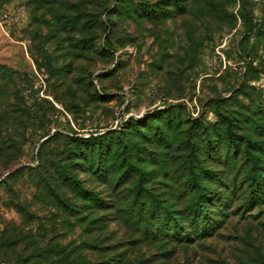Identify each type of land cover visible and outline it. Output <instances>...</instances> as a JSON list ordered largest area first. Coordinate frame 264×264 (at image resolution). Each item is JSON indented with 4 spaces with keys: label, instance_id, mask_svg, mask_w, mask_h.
<instances>
[{
    "label": "rangeland",
    "instance_id": "1",
    "mask_svg": "<svg viewBox=\"0 0 264 264\" xmlns=\"http://www.w3.org/2000/svg\"><path fill=\"white\" fill-rule=\"evenodd\" d=\"M233 119L239 148L264 138V0H0V264H264V201L245 209L248 194L223 216L202 203L223 222L190 241L146 234L133 207L190 229L201 122ZM93 136L101 156L80 142ZM124 142L142 157L122 161ZM202 162L246 177L242 156Z\"/></svg>",
    "mask_w": 264,
    "mask_h": 264
},
{
    "label": "trees",
    "instance_id": "2",
    "mask_svg": "<svg viewBox=\"0 0 264 264\" xmlns=\"http://www.w3.org/2000/svg\"><path fill=\"white\" fill-rule=\"evenodd\" d=\"M220 122L222 125V120ZM227 123L228 125L223 131L220 129V127H222L221 125H217L214 128H209L207 127V124H203L201 122V126L204 127L202 130L204 131V133H202L204 136L201 137L205 142L204 149L192 148L191 152L189 153V158L187 159L186 164L187 168L190 169V174H192L190 178V186L193 188V190H197L195 191L196 193L194 194V198L189 205V211H192V215L195 216H190L191 228L185 229L183 220L178 218L177 215H172V212H175L173 210L164 208L165 210L163 211L161 210L163 208L160 207L145 208V204L143 205V200L138 202L135 201L133 207L136 209L135 212L141 216V221L145 223L144 231L146 234L160 239L165 237H175L176 240L184 241L182 239L186 238L187 241H190L195 238L211 235L215 228H219L220 224L223 222L222 219L213 220L210 213H213L214 210H210V206L208 205L207 207L206 204H204V207L205 205L206 207L203 210V207L201 206L202 203L207 201L212 203L210 205L218 209L219 212L216 213H218L217 215L219 216L228 215L224 211L227 209L229 203L236 198H240L243 193L244 195L248 194L246 195V201L241 204L243 207H245V209H249L254 205H260L263 203L264 176L260 171H264V138L261 140H253L252 138L248 137V135L244 143H242L245 148H239V136L234 130L236 125L234 119L229 120ZM80 142L87 143L90 145L91 149L97 148V153L100 156L105 153L106 146L110 145V142L107 140L106 136H93L86 140L80 139ZM124 144L123 147L126 146L128 151L123 156L124 160L122 161H125L126 155H128V153L130 154V157H132L133 154H137L136 156L142 157L141 153L144 151L142 146L137 144L130 145L131 142L130 144L124 142ZM198 152H204L205 154L203 157H199ZM237 153L244 157L242 169L246 174V177L239 183V178L237 176L233 177L232 182H230L228 178L223 176L222 172H218V170H216V172H213V170L210 171L206 168L204 162H202L203 160L208 161V159H210L214 161L213 163L216 165L234 170L236 168V164L238 163V158L240 157ZM122 154L124 153H119L115 160L117 161V159H119L120 162L122 159ZM152 159L155 160L153 157ZM131 161L132 160H129L128 168L125 170V176L130 173L132 169H136L135 164ZM195 161H199V163H201L199 166V171H197V168H195ZM113 165H116V163ZM124 175L121 177V180H123ZM202 176L209 178L211 181H216L214 184L216 186V190H212L211 192L209 188L207 189L206 187L202 186L200 179ZM67 177L71 179L74 186H81L80 180H78L76 177L72 175H68ZM141 188V183H136L134 185L136 192ZM243 188H245V190H243ZM217 192H219V194ZM170 220L173 221V227H170L172 226L170 225ZM169 227L173 230H169ZM182 229L186 233L184 236L182 235ZM3 261L5 264H19L13 258ZM24 263L27 264L26 261H24ZM66 264L71 263L68 261Z\"/></svg>",
    "mask_w": 264,
    "mask_h": 264
}]
</instances>
